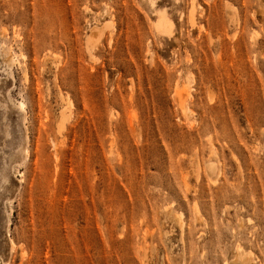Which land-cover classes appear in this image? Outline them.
Wrapping results in <instances>:
<instances>
[{"label": "rangeland", "instance_id": "374dc122", "mask_svg": "<svg viewBox=\"0 0 264 264\" xmlns=\"http://www.w3.org/2000/svg\"><path fill=\"white\" fill-rule=\"evenodd\" d=\"M0 264H264V0H0Z\"/></svg>", "mask_w": 264, "mask_h": 264}, {"label": "bare ground", "instance_id": "6f19581e", "mask_svg": "<svg viewBox=\"0 0 264 264\" xmlns=\"http://www.w3.org/2000/svg\"><path fill=\"white\" fill-rule=\"evenodd\" d=\"M190 15V14H189ZM193 17V16H192ZM189 18H190V16H189ZM193 20V19H192ZM192 20H190L191 22H192ZM170 21L166 18V16L165 15H160V17H159V19H158V22H157V27L158 28H160V29H168L169 28V26H170ZM179 92V91H178ZM175 93V92H174ZM179 94H181L180 92H179Z\"/></svg>", "mask_w": 264, "mask_h": 264}]
</instances>
